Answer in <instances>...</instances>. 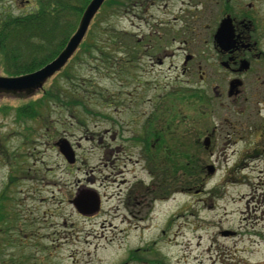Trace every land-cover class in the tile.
Masks as SVG:
<instances>
[{
  "label": "rangeland",
  "instance_id": "rangeland-1",
  "mask_svg": "<svg viewBox=\"0 0 264 264\" xmlns=\"http://www.w3.org/2000/svg\"><path fill=\"white\" fill-rule=\"evenodd\" d=\"M129 4L101 9L94 49L43 90L0 94V264H264V120L181 74L203 47L183 43L181 0ZM35 7L0 0V19ZM32 103L36 116L18 113ZM91 193L100 209L82 214L73 200Z\"/></svg>",
  "mask_w": 264,
  "mask_h": 264
},
{
  "label": "flooded vegetation",
  "instance_id": "flooded-vegetation-1",
  "mask_svg": "<svg viewBox=\"0 0 264 264\" xmlns=\"http://www.w3.org/2000/svg\"><path fill=\"white\" fill-rule=\"evenodd\" d=\"M18 1L25 6H37L39 2L16 0V3ZM1 4L4 8L10 7L4 2ZM181 5L183 17L175 19L185 24L183 32H179L183 43L190 41L194 46L196 40L203 39L201 53L185 51V59H189L182 64L181 74L191 77L197 72L199 84L205 89L211 88L216 101L236 108L249 105L255 115L253 120H264V0H181ZM161 38L162 35L157 37L155 50L160 51ZM165 52V57L173 55V52ZM163 63L159 58L158 64ZM239 113L243 114V110ZM258 128L263 130L261 137H264L262 125ZM135 141L143 143L139 137ZM260 145H256L254 151H262ZM115 152L119 150L110 151L113 157ZM142 156L137 160H143V153ZM130 195H126L128 201ZM145 200L146 195H143Z\"/></svg>",
  "mask_w": 264,
  "mask_h": 264
},
{
  "label": "trees",
  "instance_id": "trees-1",
  "mask_svg": "<svg viewBox=\"0 0 264 264\" xmlns=\"http://www.w3.org/2000/svg\"><path fill=\"white\" fill-rule=\"evenodd\" d=\"M89 2L90 0H48L47 3H42L39 0L37 8L33 11L0 20V56L3 66H6L4 72L8 75H19L34 71L52 60L75 31ZM130 2L138 3L139 0H106L102 8L110 6V9L121 10L127 8ZM103 29L108 32L113 31ZM92 35L91 29L87 36L88 40H85L81 46L85 47L87 54L94 49ZM95 50L102 58L105 57L102 49ZM50 97L65 101L61 92L58 95L51 92ZM73 102L79 103V100L75 99ZM18 113L31 117L37 114L33 103L18 108ZM161 141L163 140L160 139L162 146ZM174 153L178 161L183 158L184 165L187 167L190 165L187 162L190 155L188 151Z\"/></svg>",
  "mask_w": 264,
  "mask_h": 264
},
{
  "label": "water",
  "instance_id": "water-1",
  "mask_svg": "<svg viewBox=\"0 0 264 264\" xmlns=\"http://www.w3.org/2000/svg\"><path fill=\"white\" fill-rule=\"evenodd\" d=\"M105 0H91L86 7L79 25L70 37L64 49L55 57L52 61L44 65L38 70L30 73L18 75V76H6L0 74V94L11 95L15 97H26L38 90H41L46 82L52 78L57 72H59L74 55L76 50L84 40L91 21L94 15L97 13L101 5ZM209 144L208 140L205 142ZM60 151L64 154L69 162L75 161V152L66 139H62L58 142ZM209 172L213 173L214 166H210ZM89 195L85 198H76L73 200L77 210L83 214H89L96 212L100 206V199L98 196Z\"/></svg>",
  "mask_w": 264,
  "mask_h": 264
},
{
  "label": "bare ground",
  "instance_id": "bare-ground-1",
  "mask_svg": "<svg viewBox=\"0 0 264 264\" xmlns=\"http://www.w3.org/2000/svg\"><path fill=\"white\" fill-rule=\"evenodd\" d=\"M150 226L151 225H149L148 227H150ZM141 227H144V228L147 227V223L144 222L143 225L141 224Z\"/></svg>",
  "mask_w": 264,
  "mask_h": 264
}]
</instances>
